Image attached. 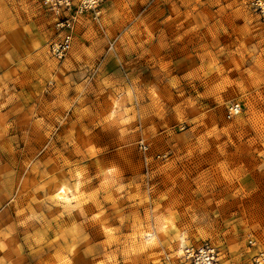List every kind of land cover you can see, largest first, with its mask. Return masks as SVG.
Instances as JSON below:
<instances>
[{"label": "rangeland", "instance_id": "obj_1", "mask_svg": "<svg viewBox=\"0 0 264 264\" xmlns=\"http://www.w3.org/2000/svg\"><path fill=\"white\" fill-rule=\"evenodd\" d=\"M50 1L0 0V264H184L203 243L255 264L264 20L251 0H104L62 58L50 49L68 11Z\"/></svg>", "mask_w": 264, "mask_h": 264}, {"label": "built area", "instance_id": "obj_2", "mask_svg": "<svg viewBox=\"0 0 264 264\" xmlns=\"http://www.w3.org/2000/svg\"><path fill=\"white\" fill-rule=\"evenodd\" d=\"M54 6L58 3L63 5L68 13L57 21L56 26L60 31V40L52 43L50 52L57 58H62L71 48L73 42V30L76 18L79 14L96 9L104 0H80L78 4H72L71 0H52ZM254 10L264 20V0H251ZM241 110L239 103H234L229 108L230 115L238 114ZM184 264H225L218 255L214 246L203 243L198 247H187L184 250ZM255 264H264V251L259 252Z\"/></svg>", "mask_w": 264, "mask_h": 264}, {"label": "bare ground", "instance_id": "obj_3", "mask_svg": "<svg viewBox=\"0 0 264 264\" xmlns=\"http://www.w3.org/2000/svg\"><path fill=\"white\" fill-rule=\"evenodd\" d=\"M59 194H60V195H64V192H63L62 190H59ZM146 236H147V239H151V238L153 237V235L150 234V233H149L148 235H146ZM180 243L183 244L184 241L182 240Z\"/></svg>", "mask_w": 264, "mask_h": 264}]
</instances>
